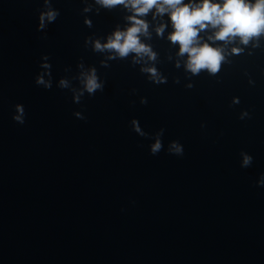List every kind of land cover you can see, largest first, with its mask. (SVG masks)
I'll use <instances>...</instances> for the list:
<instances>
[{"label":"water","instance_id":"water-1","mask_svg":"<svg viewBox=\"0 0 264 264\" xmlns=\"http://www.w3.org/2000/svg\"><path fill=\"white\" fill-rule=\"evenodd\" d=\"M41 3L0 0V264H264V187L256 186L264 172V51L237 57L220 84L202 74L193 89L165 62L169 82L155 86L125 61L101 67L83 47L116 14L94 16L88 29L80 0H54L61 15L45 36L36 31ZM154 42L162 59L174 54ZM43 54L54 80L74 75L83 57L105 90L74 104L55 83L38 87ZM234 95L241 104L229 107ZM16 103L25 105L23 125L12 120ZM242 108L252 119H238ZM133 117L150 133L163 127L165 147L179 140L184 155H151V141L131 130ZM241 150L253 155L251 167H240Z\"/></svg>","mask_w":264,"mask_h":264},{"label":"clouds","instance_id":"clouds-1","mask_svg":"<svg viewBox=\"0 0 264 264\" xmlns=\"http://www.w3.org/2000/svg\"><path fill=\"white\" fill-rule=\"evenodd\" d=\"M80 4L79 15L88 29L94 27L93 17L101 13H114L118 17L107 31H93L84 37L83 47L101 57L99 65L110 68L112 62L125 61L155 86L169 82L170 74L161 67L165 62L180 73L182 70L183 86L193 89L195 78L202 74L220 84L225 67L232 69L238 62L237 57H254L258 50L264 51V0H80ZM36 11V31L46 36L49 25L57 21L61 10L54 0H42ZM156 39L166 41L175 50L174 54L165 53L162 59L154 42ZM38 67L34 83L46 90L52 89L55 83V87L71 93L74 104H81L85 96L93 97L106 87L107 82L97 66L87 64L83 57L77 63L74 75L55 80L48 54L40 57ZM64 71L70 73L71 67ZM243 76L250 87L257 85L247 68L243 70ZM172 82L180 84L181 75L172 76ZM131 91L136 92L135 89ZM139 102L147 104L148 98L141 96ZM240 104L239 96L231 97L229 107ZM73 115L80 120L86 119L83 111H75ZM252 115L250 108H242L238 119L250 120ZM26 117L25 105L14 104L12 120L23 125ZM129 124L134 133L151 141L148 145L151 155L162 150L175 156L184 155V145L179 140H170L165 147L163 127L150 133L136 117ZM200 126L206 127L203 122ZM239 157L241 168L252 166V154L241 150ZM256 186L264 187V172L259 174Z\"/></svg>","mask_w":264,"mask_h":264}]
</instances>
